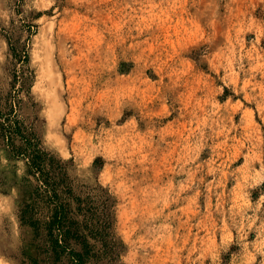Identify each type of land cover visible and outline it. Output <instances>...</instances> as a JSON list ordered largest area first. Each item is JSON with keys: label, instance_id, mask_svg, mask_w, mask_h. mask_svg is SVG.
I'll return each mask as SVG.
<instances>
[{"label": "rangeland", "instance_id": "obj_1", "mask_svg": "<svg viewBox=\"0 0 264 264\" xmlns=\"http://www.w3.org/2000/svg\"><path fill=\"white\" fill-rule=\"evenodd\" d=\"M13 101L82 191L115 197L123 264H264V0H0ZM35 186L1 143L0 264L52 253L49 211L22 221Z\"/></svg>", "mask_w": 264, "mask_h": 264}, {"label": "trees", "instance_id": "obj_2", "mask_svg": "<svg viewBox=\"0 0 264 264\" xmlns=\"http://www.w3.org/2000/svg\"><path fill=\"white\" fill-rule=\"evenodd\" d=\"M23 62L28 64V57ZM26 75L22 87L29 94L33 74L30 81ZM16 113V101L6 113L0 106V144L25 162L27 176L36 184L23 203V223L36 229L40 223L30 221L33 212L49 211L46 231L52 253L44 264H123L125 247L116 233L115 197L100 184L82 191L69 173L70 164L47 150Z\"/></svg>", "mask_w": 264, "mask_h": 264}, {"label": "bare ground", "instance_id": "obj_3", "mask_svg": "<svg viewBox=\"0 0 264 264\" xmlns=\"http://www.w3.org/2000/svg\"><path fill=\"white\" fill-rule=\"evenodd\" d=\"M50 65V64H49ZM47 74V73H46ZM51 75V74H50ZM43 77H45V75L43 76ZM51 77H52V75H51ZM54 78V77H53ZM53 78H51V79H53ZM46 79H47V77H46ZM41 80V79H40ZM53 82H55V80L53 81ZM48 83V82H47ZM51 83V82H50ZM56 83H57V81H56ZM41 84H42V82H41ZM52 85H53V83H52ZM52 85H49V86H52ZM47 86V85H46ZM41 87V86H40ZM45 87V86H44ZM54 87V86H53ZM61 87V86H60ZM46 88V87H45ZM45 88H43V89H45ZM56 88V87H55ZM42 89V90H43ZM47 89V88H46ZM51 89V88H50ZM52 89H54V88H52ZM55 90V89H54ZM51 91V90H50ZM42 92V91H41ZM45 92H47L46 90H45ZM57 93H58V90L56 91ZM55 92V93H56ZM43 93V92H42ZM51 93V92H50ZM56 93V94H57ZM59 94H60V91H59ZM53 95V94H52ZM45 96V95H44ZM50 97H51V95H50ZM45 98H48V97H45Z\"/></svg>", "mask_w": 264, "mask_h": 264}]
</instances>
